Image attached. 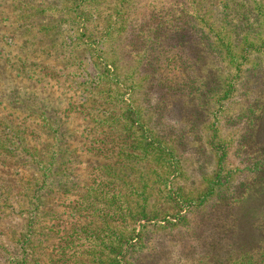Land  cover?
I'll return each mask as SVG.
<instances>
[{
  "label": "rangeland",
  "instance_id": "obj_1",
  "mask_svg": "<svg viewBox=\"0 0 264 264\" xmlns=\"http://www.w3.org/2000/svg\"><path fill=\"white\" fill-rule=\"evenodd\" d=\"M261 105L264 0H0V264H264Z\"/></svg>",
  "mask_w": 264,
  "mask_h": 264
},
{
  "label": "trees",
  "instance_id": "obj_2",
  "mask_svg": "<svg viewBox=\"0 0 264 264\" xmlns=\"http://www.w3.org/2000/svg\"><path fill=\"white\" fill-rule=\"evenodd\" d=\"M230 87L231 86H228L227 87V89H229V90H231L230 89ZM216 90L217 89H215V87H213L212 89H211V93H215L216 92ZM261 111L262 112H264V105H261ZM260 114V113H259ZM259 122V124H258V126H256V127H259V125H260V119H259V116L258 115H256V116H251V117H247V119H246V127H250L251 126V123H253V125H255L256 123H258ZM257 125V124H256ZM251 127H255V126H251ZM257 132H251V133H247V134H249L248 136H247V139H246V142H251L252 143V140H254V138L256 139V134ZM256 134V135H255ZM258 143H260V144H257V145H260V146H258V147H255L254 146V149H253V154H260V153H262L263 152V154H264V148H261V144H264V138L262 139V140H260V142H258ZM263 147V146H262ZM261 155V154H260ZM263 168V167H262Z\"/></svg>",
  "mask_w": 264,
  "mask_h": 264
}]
</instances>
